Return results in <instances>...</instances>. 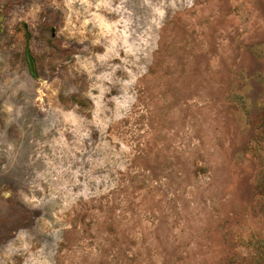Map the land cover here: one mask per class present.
Here are the masks:
<instances>
[{"label": "rangeland", "instance_id": "rangeland-1", "mask_svg": "<svg viewBox=\"0 0 264 264\" xmlns=\"http://www.w3.org/2000/svg\"><path fill=\"white\" fill-rule=\"evenodd\" d=\"M263 185L264 0H0V264H264Z\"/></svg>", "mask_w": 264, "mask_h": 264}, {"label": "water", "instance_id": "water-1", "mask_svg": "<svg viewBox=\"0 0 264 264\" xmlns=\"http://www.w3.org/2000/svg\"><path fill=\"white\" fill-rule=\"evenodd\" d=\"M27 60H28V63H29L31 74H34L35 72H34V69H33L32 61H31L29 56L27 57Z\"/></svg>", "mask_w": 264, "mask_h": 264}, {"label": "trees", "instance_id": "trees-1", "mask_svg": "<svg viewBox=\"0 0 264 264\" xmlns=\"http://www.w3.org/2000/svg\"><path fill=\"white\" fill-rule=\"evenodd\" d=\"M261 187H262V189H263V190H262V192L264 193V185H263V186H261Z\"/></svg>", "mask_w": 264, "mask_h": 264}]
</instances>
